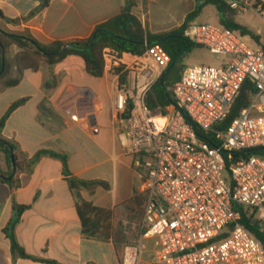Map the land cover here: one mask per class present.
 I'll return each instance as SVG.
<instances>
[{
  "label": "built area",
  "instance_id": "2783aa9c",
  "mask_svg": "<svg viewBox=\"0 0 264 264\" xmlns=\"http://www.w3.org/2000/svg\"><path fill=\"white\" fill-rule=\"evenodd\" d=\"M230 7L252 8L264 19V0H230ZM184 35L229 59L185 68L170 86L175 109L167 114L148 104L171 62L161 44L142 54L109 46L102 52L104 69L116 77L117 121L146 193L139 232L121 262L264 264V246L236 208H248L264 232V156L255 153L264 150V40L209 23H192ZM247 80L255 88L251 102L221 127Z\"/></svg>",
  "mask_w": 264,
  "mask_h": 264
},
{
  "label": "crops",
  "instance_id": "0c3cea01",
  "mask_svg": "<svg viewBox=\"0 0 264 264\" xmlns=\"http://www.w3.org/2000/svg\"><path fill=\"white\" fill-rule=\"evenodd\" d=\"M144 1L48 0L43 6V0H0V29L29 30L43 44L84 40L119 15L126 3H133L132 12L140 19L137 11ZM10 51L14 56L20 48L12 45ZM47 83H51L48 88ZM115 94L114 74L105 69L99 76L90 74L78 55L53 66L42 62L37 70L27 69L18 85L0 92V119L13 102L28 98L3 130L20 151L29 158L42 149L66 153L73 176L104 183L81 190L92 203L90 212L81 217L60 159L44 155L32 171L22 172L14 200L30 208L22 214L16 233L29 254L63 264H122L127 234L135 238L139 232L146 193L117 121ZM0 162L7 170L3 152ZM137 209L142 217L135 223ZM13 214L11 188L0 183V264H48L24 258L14 261L4 232Z\"/></svg>",
  "mask_w": 264,
  "mask_h": 264
},
{
  "label": "trees",
  "instance_id": "16d2710c",
  "mask_svg": "<svg viewBox=\"0 0 264 264\" xmlns=\"http://www.w3.org/2000/svg\"><path fill=\"white\" fill-rule=\"evenodd\" d=\"M200 4L196 6L194 11L187 14L184 22L176 29L162 34L154 33L143 25L142 21L132 12L133 3H126L121 13L108 21L99 25L97 29H102L90 47L93 36L84 40H74L70 42L54 41L49 44L39 42L29 30L22 33L8 32L0 29V92L6 88L16 86L23 78L24 71L27 69L37 70L42 62H46L51 66L63 61L70 55H78L82 57L86 64V70L95 76L102 74L104 69V60L102 56L105 47H113L120 52H130L133 54H142L148 45L159 43L171 56L170 65L179 58L189 44L187 52L192 47L198 46L192 40L185 37V30L192 24L194 19L200 15L203 7L207 4L214 5L220 15V25L230 28L242 36L251 37L257 44H263L259 34L254 33L248 27L239 24L236 21L238 14L230 7V0H198ZM48 4V0H43V6ZM0 14L2 11L0 10ZM34 14V13H33ZM10 22H17L19 19L5 18ZM17 45L20 52L12 56L10 47ZM66 45L70 47L64 49ZM264 45V44H263ZM186 52V53H187ZM185 53V54H186ZM185 54L179 58L178 62L170 71H166L163 75V85L160 80L153 86L148 97V104L152 107H160L164 114L175 109V102L170 93V86L178 81L182 75L181 61ZM3 65H5L3 69ZM3 69V70H2ZM51 83H47L46 87H50ZM169 93V95L167 94ZM255 94V88L251 80H247L244 84L241 94L236 100L233 110L229 117L224 121L221 127H226L230 121L238 114L241 109L246 108ZM28 98H21L13 102L4 116L0 119V152L6 155L8 169L3 170L0 162V183H7L13 195V217L4 227V232L10 240L11 253L14 261L17 258L31 259L34 261L44 262L48 264H63L54 259L40 258L29 254L18 240L16 229L21 221L22 214L30 208L29 205L18 204L14 200L15 192L20 187V174L22 172H30L36 163L44 155H50L58 158L63 163V171L69 186L78 199V210L81 217L92 208V203L85 200L81 195L82 189H89L96 185H102L100 181H87L72 175L68 166V154L58 153L50 149H42L33 157L29 158L23 151L19 150L17 143L6 138L3 130L10 115L20 106L27 102ZM199 133L200 130H198ZM212 142L208 135H204ZM256 154L264 156V150L255 151ZM12 155L14 157L16 168L13 167ZM236 157V154H232ZM139 196H135L137 201ZM237 210L242 214L241 223L245 225L263 244L264 232L259 229L257 219L254 214H250L248 208L236 205Z\"/></svg>",
  "mask_w": 264,
  "mask_h": 264
},
{
  "label": "rangeland",
  "instance_id": "374dc122",
  "mask_svg": "<svg viewBox=\"0 0 264 264\" xmlns=\"http://www.w3.org/2000/svg\"><path fill=\"white\" fill-rule=\"evenodd\" d=\"M200 4L198 0H145L143 7L137 11L141 17L146 29L162 34L165 32L172 31L178 28L186 19L188 13L194 11L196 6ZM236 21L251 29L254 33L261 36L264 40V19L252 8L238 13L236 15ZM192 23H209V24H220V15L217 8L212 4H207L203 7L202 12L198 17L194 19ZM229 59L226 55L213 54L205 47L194 46L189 52L185 54L181 61V72L187 68L195 65H210L220 66L223 62ZM142 217V211L137 209L134 212L133 220L135 223ZM134 222H131L132 224ZM130 223V224H131ZM129 225V228L130 226ZM127 228V229H129ZM134 239L127 234L126 242Z\"/></svg>",
  "mask_w": 264,
  "mask_h": 264
},
{
  "label": "water",
  "instance_id": "95a60500",
  "mask_svg": "<svg viewBox=\"0 0 264 264\" xmlns=\"http://www.w3.org/2000/svg\"><path fill=\"white\" fill-rule=\"evenodd\" d=\"M101 30H102V29H97V30L95 31V33L93 34V38H92V42H91V44H90V47H92V46L94 45V42L96 41L97 35H98V33H99ZM189 46H190V45L188 44L187 47H186V49H185V50L183 51V53L179 56V58L182 57V56L187 52ZM69 47H70L69 45H66V46L64 47V49H67V48H69ZM179 58L176 59V60H175L170 66H169L167 72L170 71V70L174 67V65L178 62ZM4 67H5V65H3V69H4ZM3 69H2V70H3ZM163 79H164L163 77L160 79V82H161L162 85H163V82H164ZM167 94L169 95V93H167ZM169 96H170V95H169ZM12 163H13V167L16 168V165H15V161H14V157H13V155H12Z\"/></svg>",
  "mask_w": 264,
  "mask_h": 264
}]
</instances>
